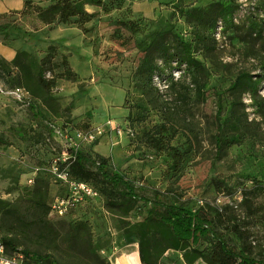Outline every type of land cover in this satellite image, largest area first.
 I'll list each match as a JSON object with an SVG mask.
<instances>
[{
    "label": "rangeland",
    "instance_id": "374dc122",
    "mask_svg": "<svg viewBox=\"0 0 264 264\" xmlns=\"http://www.w3.org/2000/svg\"><path fill=\"white\" fill-rule=\"evenodd\" d=\"M56 1L1 22L16 56L0 60V239L57 264H110L117 241L138 247L150 204L100 181H91L100 192L93 207L44 215L63 192L54 167L62 170L64 153L75 149L105 158L142 197L159 192L203 208L230 244L264 262V0H71L87 20L66 24L39 10ZM225 1L234 9L221 17ZM195 16L217 20L215 30L197 27ZM162 32L160 46L148 50ZM175 35L190 42L197 67L159 56L164 44L174 51ZM146 53L157 66L150 84L139 70ZM240 74L259 81L256 102L253 91L229 88ZM169 149L181 155L176 166ZM194 258L167 250L157 264Z\"/></svg>",
    "mask_w": 264,
    "mask_h": 264
},
{
    "label": "trees",
    "instance_id": "16d2710c",
    "mask_svg": "<svg viewBox=\"0 0 264 264\" xmlns=\"http://www.w3.org/2000/svg\"><path fill=\"white\" fill-rule=\"evenodd\" d=\"M39 1L42 2L44 0ZM226 1L224 5L221 3V9L219 10V12H221V17H224L234 9L232 1ZM34 3V0H23V7L19 11L26 10L28 6ZM39 10L43 13V16L47 14L51 19L56 17V20L62 24H66L69 19L74 17L78 18L80 22L87 20V14L80 11L71 0H57L55 3L49 4L45 9ZM5 15L0 16L1 22ZM196 18L198 23L197 27L201 26V28H203L205 23H209V28H211L212 31L215 30L217 20L208 17L206 22H204L202 17ZM47 23H49V21H47ZM125 25L133 32H137L138 30L137 27H135V23L132 21H128ZM1 34L2 31L0 30V40L8 45L2 40ZM163 36V32L156 34L150 42L148 50H152L153 47H159L161 44L159 39L163 38ZM204 38L205 36L201 35L200 32L196 33V40L199 42H202ZM175 47L172 53L169 52L170 49L167 45L164 44L163 47H161L159 56L163 61L167 63L174 61L179 65L186 64L194 67L199 65V61L191 55L189 41L185 40L180 35H175ZM154 59V56L150 53H146L139 66V70H142L146 74L149 84L152 82L153 75L157 73V66L154 63ZM2 62L5 61L2 60ZM262 67L264 68V64ZM3 68V64H0V71H2ZM258 83L259 81H252L249 76L240 74L230 84L229 88L231 90H240L243 93L248 90L253 91V100L256 102V87ZM221 108L219 104L218 110ZM28 109L33 117L39 115V111L34 105L28 103ZM239 125L240 124L237 122L234 126V130H238ZM162 127L163 126L160 125V128ZM238 134L237 132L231 135L229 137L230 141H233V138L236 136V138H239ZM221 142L220 138H216V144L219 147ZM169 150H171L169 154L173 159V165H178L181 161V155L175 149ZM66 153L68 158L64 164L67 166L66 172L68 180L70 182L87 183L97 192L98 196L94 199L85 197L82 201L74 203L63 216L75 209H89L97 203L100 199V192L94 187L91 181H100L101 183L109 185L112 190L117 191L123 198L133 201L142 200L150 204L142 220L144 234L141 235L138 245L139 259L142 264H157V261L167 250L182 251L185 254L186 249L195 256L190 264L197 259H202L207 264H264L262 260L249 255L245 249H237L234 244H230L223 233L216 229L212 217L203 208L198 207L196 209H190L183 204L169 201L159 192H155L152 198L142 197L136 192V188L125 180L121 174L108 168L105 158L100 156L92 158L75 149H67ZM91 167H93V169H91ZM62 188V194L57 197H67L69 195V185L67 182H62ZM49 210L50 207H46L44 215L47 213L49 215ZM0 241L4 244L8 253L17 252L16 247L10 239L2 237ZM22 252L26 258H32L35 259V261H47L49 264H57L48 254L40 255L26 250ZM25 257L24 260L27 264H34Z\"/></svg>",
    "mask_w": 264,
    "mask_h": 264
},
{
    "label": "built area",
    "instance_id": "2783aa9c",
    "mask_svg": "<svg viewBox=\"0 0 264 264\" xmlns=\"http://www.w3.org/2000/svg\"><path fill=\"white\" fill-rule=\"evenodd\" d=\"M13 94L17 95V97L20 99L21 95L18 93V90L12 92ZM77 138H85L81 135V133H76ZM91 139L92 136L90 134L87 135L85 139ZM66 157L63 159L65 162L68 158L67 153H64ZM56 164V162H54ZM55 170H57V177L62 182H67L69 185V195L67 197H55L49 207V215H55V216H62L71 206H73L74 203L82 201L83 198H90L94 199L98 196L97 192L87 183L84 182H70L67 177V166L62 170H58V167H54ZM27 183H32V178L29 177L27 179ZM0 264H27L24 260V256L20 252H13L8 253L6 251V248L4 244L0 241Z\"/></svg>",
    "mask_w": 264,
    "mask_h": 264
},
{
    "label": "crops",
    "instance_id": "0c3cea01",
    "mask_svg": "<svg viewBox=\"0 0 264 264\" xmlns=\"http://www.w3.org/2000/svg\"><path fill=\"white\" fill-rule=\"evenodd\" d=\"M22 7L23 0H0V16L11 11H19ZM15 56L16 51L0 40V60L11 62ZM110 254V264H142L139 259L138 247L135 244L125 245L123 242L117 241Z\"/></svg>",
    "mask_w": 264,
    "mask_h": 264
}]
</instances>
